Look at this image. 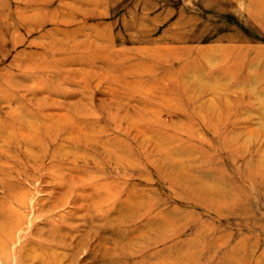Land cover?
Here are the masks:
<instances>
[{
  "label": "rangeland",
  "instance_id": "obj_1",
  "mask_svg": "<svg viewBox=\"0 0 264 264\" xmlns=\"http://www.w3.org/2000/svg\"><path fill=\"white\" fill-rule=\"evenodd\" d=\"M263 12L0 0V264H264Z\"/></svg>",
  "mask_w": 264,
  "mask_h": 264
},
{
  "label": "bare ground",
  "instance_id": "obj_2",
  "mask_svg": "<svg viewBox=\"0 0 264 264\" xmlns=\"http://www.w3.org/2000/svg\"><path fill=\"white\" fill-rule=\"evenodd\" d=\"M41 2H42V1H41ZM44 2H45V1H44ZM48 4H49V3H48ZM143 7H144V6H143ZM250 7H251V6H250ZM18 9H19V8H18ZM259 9H260V8H259ZM27 10H29V9H27ZM33 13H34V12H33ZM39 13H40V12H38V14H39ZM260 13H261V12H260ZM263 13H264V12H263ZM36 15H37V13H36ZM39 15H40V14H39ZM39 15H37V17H39ZM6 16H7V15H6ZM8 16H9V15H8ZM21 17H22V16H21ZM34 17H35V16H34ZM40 17H41V16H40ZM45 17H46V16H45ZM18 18H20V17H18ZM35 18H36V17H35ZM8 19H9V17H8ZM11 19H12V18H11ZM36 19H37V18H36ZM36 19H34V20H36ZM46 19H47V18H46ZM151 19H152V18H151ZM4 21H5V20H4ZM175 21H176V20H175ZM15 22H16V21H15ZM1 23H2V22H0V24H1ZM20 23H21V22H20ZM23 23H24V22H23ZM41 23H43V22H41ZM13 24H14V23H13ZM13 24H12V26H13ZM37 25H38V23H37ZM18 26H19V25H18ZM15 28H16V27H15ZM27 31H28V30H27ZM3 32H4V31H3ZM10 35H11V34H10ZM15 35H17V34H15ZM15 35H14V37H15ZM12 37H13V35H12ZM12 37H11V39H12ZM17 39H18V38H17ZM158 39H159V37H158ZM12 40H13V39H12ZM22 42H23V41H22ZM18 43H20V42H18ZM18 43H17V44H18ZM154 43H155V42H154ZM172 43H173V42H172ZM2 44H3V43H2ZM83 44H84V43H83ZM83 44H82V45H83ZM19 45H20V44H19ZM152 46H153V45H152ZM13 47H14V46H13ZM163 47L165 48V46H163ZM163 47H162V48H163ZM220 47H222V46H220ZM252 47H253V46H252ZM16 48H17V47H16ZM150 48H152V47H150ZM156 48H157V45H156ZM171 48H173V50H174V47H173L172 45H171V47H169L168 49L172 50ZM176 48H177V46H176ZM176 48H175V49H176ZM216 48H218V47H216ZM157 49H158V48H157ZM165 49H166V48H165ZM144 50H146V49H144ZM148 50H150V49H147L146 51L148 52ZM160 50H161V49H160ZM160 50H158L157 52H159ZM152 51H153V50H152ZM166 51H167V50H166ZM175 51H176V50H175ZM178 51H179V50H177V52H178ZM216 51H217V50H216ZM153 52H154V51H153ZM153 52H151L150 54H152ZM157 52H156V53H157ZM161 52H162V51H161ZM161 52H160V53H161ZM167 52H169V51H167ZM170 52H171V51H170ZM173 52H174V51H173ZM221 52H222V51H221ZM154 53H155V52H154ZM154 53H153V54H154ZM202 53H203V52H202ZM230 53H231V52H230ZM245 53H246V51H245ZM146 54H148V53H146ZM171 54H172V52H171ZM175 54H176V53H175ZM207 55H208V54H207ZM162 56H163V55H162ZM165 56H166V55H165ZM168 56H169V55H168ZM168 56H167V58H168ZM218 56H219V55H218ZM218 56H217V57H218ZM228 56H230L229 53H228ZM29 57H30V56H29ZM150 57H151V56H150ZM152 57H154V56H152ZM155 57H156V56H155ZM158 57H159V56H158ZM206 57H207V56H206ZM223 57H224V56H223ZM160 58H162V57H160ZM160 58H158V59H160ZM177 58H178V57H177ZM207 58H209V57H207ZM211 58H212V57H211ZM259 58H260V57H259ZM156 59H157V58H156ZM162 59H163V58H162ZM162 59H160V60H162ZM216 59H217V58H216ZM221 59H222V58H221ZM224 59H225V58H224ZM160 60H158V61H160ZM164 60H165V59H164ZM204 60H205V59H204ZM206 60H207V59H206ZM241 60L243 61V57H242ZM244 60H245V59H244ZM258 60H259V59H258ZM30 61H31V60H30ZM156 61H157V60H156ZM156 61H155V62H156ZM207 61H208V60H207ZM217 61H218V60H217ZM217 61H216V62H217ZM31 62H32V61H31ZM160 62H161V61H160ZM165 62H167V61H165ZM172 62H173V61H172ZM200 62H201V61H200ZM27 63H30V62H27ZM206 63H207V62H206ZM213 63H215V62H213ZM236 63H238V62H236ZM22 64H23V63H22ZM34 64H35V63H34ZM27 65H28V64H27ZM37 65H38V64H37ZM35 66H36V65H35ZM211 66H212V65H211ZM29 67H30V66H29ZM187 67H188V66H187ZM210 68H211V67H210ZM231 68H232V67H231ZM249 68H250V66H249ZM251 68H253V67H251ZM195 69H196V68H195ZM195 69H194V70H195ZM203 69H204V68H203ZM229 69H230V68H229ZM253 69H254V68H253ZM256 69H257V68H256ZM126 70H127V69H126ZM187 70H188V69H187ZM230 70H231V69H230ZM249 70H250V69H249ZM185 71H186V70H185ZM192 71H193V70H192ZM195 71H196V70H195ZM250 71H251V70H250ZM186 72H187V71H186ZM169 73H170V72H169ZM192 73H193V72H191V74H192ZM198 73H199V72H198ZM172 74H173V73H172ZM177 74H178V71H177ZM194 74H196V72H194ZM202 74H203V72H202ZM251 75H253V74H250V76H251ZM195 76H196V75H195ZM198 76H200V74H199ZM254 76H255V75H253V77H254ZM256 76H257V75H256ZM256 76H255V78H256ZM260 76H262V75H260ZM174 77H176V76H174ZM181 77H182V76H181ZM193 77H194V76H192L191 78H193ZM253 77L251 76L250 78H253ZM199 78H201V77H199ZM13 79H14V78H13ZM177 79H178V78H177ZM256 79H257V78H256ZM258 79H259V78H258ZM258 79H257V80H258ZM8 80H9V79H8ZM190 80H192V79H190ZM251 80H252V79H251ZM181 81H182V80H181ZM200 81H201V80H200ZM200 81H198V82H200ZM249 81H250V80H249ZM0 82H1V80H0ZM202 82H203V81H202ZM252 82H253V81H252ZM203 83H204V82H203ZM203 83H202V84H203ZM254 83H255V81H254ZM257 83H258V82H257ZM260 83H261V82H260ZM197 84H198V83H197ZM0 85H1V84H0ZM199 85H201V83H199ZM205 85H206V83H205ZM255 85H256V84H254V86H255ZM256 86H257V85H256ZM210 87H213V85H212V86L210 85ZM218 87H221V86L218 85ZM193 88H194V87H193ZM214 88H215V86H214ZM238 88H239V87H238ZM210 89H212V88H210ZM219 89H220V88H219ZM214 90H215V89H214ZM238 90H239V89H237V91H238ZM7 91H8V90H7ZM11 91H12V90H10V92H11ZM237 91H236V92H237ZM241 91H243V90H241ZM196 92H197V91H196ZM215 92H216V90H215ZM215 92H214V93H215ZM220 92H223V91H220ZM5 94H6V93H4V95H5ZM7 94L9 95V93H7ZM224 94H225V93H224ZM10 95H12V92H11ZM13 95H14V94H13ZM196 95H197V94H196ZM242 95H243V94H242ZM1 96H2V95H1ZM162 96H163V95H161V97H162ZM9 97H10V96H9ZM11 97H12V96H11ZM7 98H8V97H7ZM7 98H6V99H7ZM167 98H168V96H167ZM170 98H171V97H170ZM8 99H9V98H8ZM164 100H165V99H164ZM168 100H169V99H168ZM170 100H171V99H170ZM0 101H2V100H0ZM9 101H10V99H9ZM9 101H7V102H9ZM15 101H17V100H15ZM5 102H6V101H5ZM170 102H172V100H171ZM170 102H169V104H170ZM173 102H174V99H173ZM2 103H3V101H2ZM258 103H259V102H258ZM0 104H1V103H0ZM8 104H9V103H8ZM8 104H6V105H8ZM13 104H14V103H13ZM260 104H261V103H260ZM199 105H200V104H199ZM1 106H2V105H1ZM4 106H5V105H4ZM5 107H6V106H5ZM75 108H76V107H75ZM75 108H74V109H75ZM5 109H7V108H5ZM69 109H70V108H69ZM69 109H67V110H68V111H72V110H74L73 108H72V110H69ZM198 109H199V108H198ZM260 110H261V109H260ZM262 110H263V109H262ZM77 111H78V110H77ZM146 111H147V110H146ZM150 111H152V110H150ZM201 111H202V110H201ZM7 112H8V111H7ZM10 112H11V111H10ZM10 112H9V113H10ZM72 112H73V111H72ZM153 112H154V111H153ZM13 113H14V111H13ZM63 113H65V112H63ZM63 113H62V114H63ZM66 113H67V112H66ZM70 113H71V112H70ZM70 113H69V114H70ZM155 113H156V112H155ZM197 113H198V112H197ZM5 114H6V112H5ZM75 114H76V111H75ZM75 114H74V115H75ZM203 114H204V113H203ZM51 115H52V114H51ZM71 115H72V114H71ZM12 116H13V115H12ZM42 116L44 117L43 114H42ZM53 116H54V114H53ZM53 116H51V118H53ZM55 116H58V115H55ZM63 116H64V115H63ZM14 117H15V116H14ZM14 117H12V119H13ZM70 117H71V116H70ZM70 117H69V118H70ZM74 117H75V116H74ZM46 118H47V116H46ZM51 118H50L49 120H51ZM55 118H56V117H55ZM159 118H160V117H159ZM12 119L10 120L11 122H12ZM22 119H23V118H22ZM61 119H62V118H61ZM72 119H73V118H72ZM157 119H158V118H157ZM0 120H1V118H0ZM24 120H25V119H24ZM41 120H42V119H41ZM47 120H48V119H47ZM47 120H46V122H47ZM49 120H48V121H49ZM74 120H75V119H74ZM74 120H73V122H74ZM180 120H181V119H180ZM2 121H3V120H2ZM19 121H20V119H19ZM19 121H18V122H19ZM38 121H39V120L36 119L35 122H38ZM43 121H44V120H43ZM71 121H72V120H71ZM204 121H205V120H204ZM21 122H22V121H21ZM33 122H34V121H33ZM12 123H13V122H12ZM16 123H17V122H16ZM22 123H23V122H22ZM51 124H52V123H51ZM51 124H50V125H51ZM55 124H56V123H55ZM62 124H63V123H62ZM64 124H65V123H64ZM72 124H73V123H72ZM3 125H4V124H3ZM19 125H20V124H19ZM19 125H14V124H13L12 126L15 127V126H19ZM24 125H25V124H24ZM40 125H41V124H40ZM44 125H45V124H44ZM59 125H60V123H59ZM0 126H1V125H0ZM10 126H11V125H10ZM34 126H35V125H34ZM34 126H33V127H34ZM41 126H42V125H41ZM64 126H65V125H64ZM8 127H9V125H8ZM19 127H20V126H19ZM48 127H49V125H48ZM60 127H63V126L61 125ZM70 127H71V128H70ZM23 128H24V127H23ZM26 128H27V127H26ZM45 128H47V127H45ZM178 128H179V127H178ZM15 129H16V127H15ZM21 129H22V128H21ZM40 129H41V128H40ZM49 129H50V128H49ZM51 129H52V128H51ZM53 129H55V128H53ZM57 129H59V128H57ZM60 129H61V128H60ZM60 129H59V130H60ZM69 129L72 130V126H69ZM13 130H14V129H13ZM16 130L18 131V129H16ZM19 130H20V128H19ZM24 130H25V129H24ZM35 130H36V128H35ZM43 130H44V129H43ZM47 130H48V129H47ZM66 130H67V129H66ZM70 130L67 131V132H71ZM247 130H248V128H247ZM10 131H11V130H10ZM22 131H23V129H22ZM25 131H27V130H25ZM31 131H32V129H31ZM49 131H51V130H49ZM73 131H74V130H73ZM73 131H72L71 135H73V133H74ZM38 132H40V130H39ZM54 132H55V131H54ZM61 132H62V130H61ZM61 132H60V134H61ZM234 132H235V131H234ZM12 133H13V132H12ZM26 133H27V132H26ZM50 133H53V132H50ZM9 134H10V133H9ZM31 134H32V133H31ZM35 134H36V133H35ZM35 134H34V136H35ZM39 134H40V133H39ZM57 134H58V133H57ZM68 134H69V133H68ZM82 134H83V133H82ZM82 134H80V135H82ZM1 135H2V133H1ZM21 135H22V134H21V132H20V136H21ZM36 135H37V134H36ZM52 135H53V134H52ZM54 135H56V134H54ZM229 135H230V134H229ZM234 135H235V134H234ZM259 135H260V134H259ZM6 136H7V135H6ZM6 136H5V138H7ZM23 136H24V135H23ZM32 136H33V135H32ZM49 136H50V135H49ZM232 136H233V135H232ZM232 136H231V137H232ZM40 137H41V136H40ZM40 137H38V138H40ZM50 137H51V136H50ZM52 137H53V136H52ZM56 137H57V136H56ZM71 137H72V136H71ZM83 137H84V136H83ZM5 138H1V139H5ZM21 138H22V137H21ZM26 138H27V137H26ZM26 138H25V139H26ZM33 138H34V137H33ZM33 138L31 137L32 144H33V141L35 142V140H33ZM35 138H36V137H35ZM38 138H36V141L38 140ZM43 138H44V137H43ZM73 138H75V137L73 136ZM236 138H237V137H236ZM23 139H24V138H23ZM28 139H30V137H29ZM41 139H42V138H41ZM46 139H47V137H46ZM51 139H52V138H51ZM7 140H8V139H7ZM14 140H15V139H14ZM14 140H13V141H14ZM31 140H30V141H31ZM39 140H40V139H39ZM48 140H49V139H48ZM75 140H76V139H75ZM0 141H1V140H0ZM3 141H4V140H3ZM40 141H41V140H40ZM6 142H7V141H5V143H6ZM8 142H10V140H9ZM8 142H7V144H9ZM18 142H19V139H18ZM37 142H38V141H37ZM53 142H54V141H53ZM55 142H56V141H55ZM55 142H54V143H55ZM5 143H4V144H5ZM30 143H31V142H30ZM43 143H44V142H43ZM17 144H18V143H17ZM19 144H20V143H19ZM21 144H22V143H21ZM39 144H40V143H39ZM0 145H1V143H0ZM2 145H3V143H2ZM2 145H1V146H2ZM9 145H10V144H9ZM12 145H13V144H12ZM23 145H24V144H23ZM25 145H27V144H25ZM43 145H44V144H43ZM43 145H42V146H43ZM46 145H48V144H46ZM10 146H11V145H10ZM29 146H30V145H29ZM57 146H58V145H57ZM61 146H62V145H61ZM5 147H6V146H5ZM7 147H8V146H7ZM27 147H28V146H27ZM27 147H26V149H27V150H30V149H28V148H30V147H28V148H27ZM40 147H41V146H40ZM43 147H44V146H43ZM47 147H48V146H47ZM49 147H50V146H49ZM1 148H2V147H1ZM3 148H4V147H3ZM4 149H5V148H4ZM7 149H8V148H7ZM17 149H18V148H17ZM31 149H32V147H31ZM37 149H39V147H38ZM10 150H11V148H10ZM46 150H48V149H46ZM2 151H3V150L1 149V152H2ZM32 151H33V150H32ZM32 151H31L30 153H32ZM53 151H54V150H53ZM8 152H9V150H8ZM8 152H7V153H8ZM33 152H34V151H33ZM11 153H12V152H11ZM19 153H20V152H19ZM22 153H24V149H23ZM35 153H36V152H35ZM37 153H38V151H37ZM41 153H42V152H41ZM55 153H57V152H54V154H55ZM59 153H60V152H59ZM8 154H9V153H8ZM50 154H51V153H50ZM19 156H20V155H19ZM24 156H25V155H24ZM37 156H38V154H37ZM55 156L57 157L58 155H55ZM11 157H12V156H11ZM42 157H43V156H42ZM42 157L40 156V158H42ZM56 157H55V159H56ZM0 158H1V157H0ZM30 158H31V157H30ZM53 158H54V157H53ZM53 158H52V159H53ZM19 159H20V158H19ZM43 159H44V158H43ZM5 160H7V159H5ZM20 160H21V159H20ZM28 160H29V159H28ZM37 160H38V159H37ZM50 160H51V159H50ZM50 160H49V161H50ZM53 160H54V159H53ZM53 160H52V161H53ZM1 161H3V158H2ZM29 161H30V160H29ZM35 162H38V161H35ZM35 162H34V165H36ZM56 162H57V161H56ZM23 163H24V161H23ZM29 163H30V162H29ZM38 163H39V162H38ZM49 163H51V162H49ZM31 164H32V163H30V165H31ZM28 165H29V164H28ZM43 165H44V164H43ZM43 165H42V166H43ZM31 166H32V165H31ZM44 166H45V165H44ZM46 166H47V165H46ZM52 166H53V164H52ZM1 167H2V166H1ZM32 167H33V166H32ZM32 167H31V168H32ZM40 167H41V166H40ZM40 167H39V168H40ZM48 167H49V166H48ZM36 168H37V167H36ZM10 169H11V168H10ZM62 169H63V168H62ZM0 170H1V169H0ZM24 170H25V169H24ZM24 170H23V171H24ZM2 171H3V170H2ZM11 171H12V170H11ZM24 172H25V171H24ZM42 172H43V171H42ZM49 172H50V171H49ZM52 172H53V171H52ZM64 172H66V171H64ZM38 173H39V172H38ZM2 174H4V173H1V175H2ZM5 174H6V173H5ZM13 174H14V173H13ZM20 174H21V173H20ZM23 174H24V173H23ZM27 174H29V173H26L25 175H26V176H29V175H27ZM33 174H34V173H33ZM35 174H36V173H35ZM60 174H61V173H60ZM67 174H68V172H67ZM8 175H9V174H8ZM75 175H76V174H75ZM2 176H3V175H2ZM2 176H1V177H2ZM6 176H7V175H5L4 177H6ZM15 176H16V174H15ZM70 176H71V175H70ZM32 177H34V175H33ZM63 177H64V179H65V177H66V173H65V176H63ZM67 177H68V176H67ZM36 178H37V177H36ZM72 178H73V177H72ZM19 179H20V178H19ZM19 179H18V180H19ZM22 179H23V178H22ZM30 179H31V178H30ZM48 179H49V178H48ZM53 179H55V177H53ZM58 179H60V178H58ZM5 180H7V179H5ZM51 180H52V179H51ZM65 180H66V179H65ZM0 181H1V178H0ZM3 181H4V179H3ZM9 181H11V180H9ZM58 181H59V180H58ZM12 182H15V181H12ZM21 182H22V181H21ZM76 182H77V181H76ZM58 183H59V182H58ZM69 183H70V182H69ZM73 183H74V182H73ZM5 184H6V183H5ZM10 184H11V187H12L13 183L10 182ZM10 184H9V185H10ZM16 184H17V183H16ZM16 184H15V185H16ZM61 184H62V183H60V185H61ZM76 184H77V183H76ZM6 185H8V184H6ZM6 185H4V186H6ZM19 185H20V183H19ZM69 185H70V184H69ZM16 186H17V185H16ZM82 186H83V184H82ZM92 186H93V185H92ZM7 187H8V186H7ZM11 187H10V188H11ZM10 188H8V189H10ZM15 188H17V187H15ZM19 188H20V187H19ZM21 188H22V187H21ZM69 188H70V186H69ZM69 188H68V189H69ZM20 190H21V189H20ZM4 191H5V190H4ZM71 193H72V192H71ZM102 193H103V192H102ZM67 194H68V193H67ZM103 194H104V193H103ZM27 195H28V191H27ZM90 195H91V194H90ZM13 196H14V195H13ZM18 196H19V195H18ZM24 196H26V195L24 194ZM68 196H69V195H68ZM93 196H94V194H93ZM101 196H103V195H101ZM19 197H20V196H19ZM27 197H28V196H27ZM22 199H23V197H22ZM91 199H92V198H91ZM23 200H24V199H23ZM55 200H56V199H55ZM103 200H104V199H103ZM106 200H107V199H106ZM18 201H19V199H18ZM24 201H25V200H24ZM24 201H23V202H24ZM98 202H99V201H98ZM8 203H9V202H8ZM10 203H11V202H10ZM19 203H20V201H19ZM19 203H18V204H19ZM83 203H84V202H83ZM50 204H51V203H50ZM11 206H12V205H11ZM45 206H46V205H45ZM47 206H48V205H47ZM14 207H15V206H14ZM32 207H33V206H32ZM61 207H62V206H61ZM100 207H101V206H100ZM16 208H17V207H16ZM24 208H26V207H24ZM106 208H107V207H106ZM12 209H13V208H12ZM18 209H19V208H18ZM32 210H33V209H32ZM36 210H37V209H36ZM75 210H76V209H75ZM11 211H12V210H11ZM77 211H78V210H77ZM77 211H76V212H77ZM12 212H13V211H12ZM36 212H37V211H36ZM9 213H11V212L9 211ZM18 213H19V212H18ZM37 213H38V212H37ZM90 213H91V212H90ZM7 215H8V214H7ZM83 215H84V214H83ZM2 217H3V215H2ZM6 217H7V216H6ZM46 217H47V216H46ZM8 218H9V217H8ZM13 219H14V218H13ZM48 219H49V218H48ZM2 220L5 221V220H4V217L2 218ZM80 220H81V219H80ZM81 221H82V220H81ZM3 223H4V222H3ZM16 223H17V221H16ZM5 224H6V221H5ZM19 224H22V223H19ZM2 226H3V225H2ZM13 226H14V221H13ZM19 226H20V225H19ZM14 227H15V226H14ZM13 229H14V228H13ZM13 229H12V230H13ZM42 229H43V228H42ZM46 230H47V229H46ZM40 231H41V230H40ZM42 231H43V230H42ZM55 232H56V231H55ZM18 233H19V232H18ZM8 234H9V233H8ZM50 234H51V233H50ZM73 234H74V233H73ZM73 234H72V235H73ZM72 235H70V236L72 237ZM52 237H53V236H52ZM9 238H10V237H9ZM5 241H6V240H5ZM7 241H8V240H7ZM11 241H12V240H11ZM11 241H10V242H11ZM3 242H4V241H3ZM6 243H7V242H6ZM11 244H12V243H11ZM3 248H5V247H3ZM77 252H78V251H77ZM30 255H31V254H30ZM24 256H25V255H24ZM33 256H34V255H33ZM30 257H32V256H30ZM32 259H33V258H32ZM59 259H60V255H58L57 253H52V251H50V252H48V254H45V255H44V254H41V255L37 256V259H36V260H37V262H39L40 264H58V263L60 262ZM30 261H32V260H30ZM28 262H29V261H28Z\"/></svg>",
  "mask_w": 264,
  "mask_h": 264
}]
</instances>
